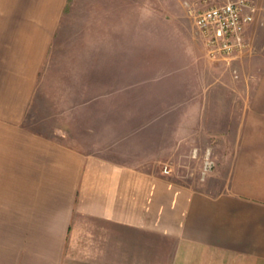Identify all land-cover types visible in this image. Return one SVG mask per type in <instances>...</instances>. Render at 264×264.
Listing matches in <instances>:
<instances>
[{"label": "crops", "instance_id": "1", "mask_svg": "<svg viewBox=\"0 0 264 264\" xmlns=\"http://www.w3.org/2000/svg\"><path fill=\"white\" fill-rule=\"evenodd\" d=\"M68 3L0 0V183L14 166V243L0 238V264H264V94L226 112L236 142L217 191L24 125Z\"/></svg>", "mask_w": 264, "mask_h": 264}, {"label": "rangeland", "instance_id": "2", "mask_svg": "<svg viewBox=\"0 0 264 264\" xmlns=\"http://www.w3.org/2000/svg\"><path fill=\"white\" fill-rule=\"evenodd\" d=\"M186 1L193 0H69L24 125L217 191L236 142L226 112L236 110V96L264 94V8L257 2L250 50L227 63L208 57ZM2 179L0 238L14 243V166Z\"/></svg>", "mask_w": 264, "mask_h": 264}, {"label": "built area", "instance_id": "3", "mask_svg": "<svg viewBox=\"0 0 264 264\" xmlns=\"http://www.w3.org/2000/svg\"><path fill=\"white\" fill-rule=\"evenodd\" d=\"M186 4L210 59L230 63L250 50L248 32L259 11L257 0H193ZM211 167L206 163V169ZM164 172L168 174V168Z\"/></svg>", "mask_w": 264, "mask_h": 264}]
</instances>
